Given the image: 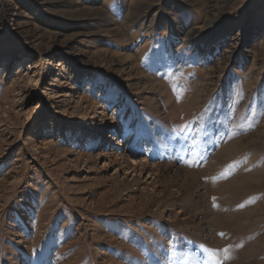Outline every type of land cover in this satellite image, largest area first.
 Masks as SVG:
<instances>
[{
  "label": "rangeland",
  "instance_id": "obj_1",
  "mask_svg": "<svg viewBox=\"0 0 264 264\" xmlns=\"http://www.w3.org/2000/svg\"><path fill=\"white\" fill-rule=\"evenodd\" d=\"M0 264H264V0H0Z\"/></svg>",
  "mask_w": 264,
  "mask_h": 264
},
{
  "label": "bare ground",
  "instance_id": "obj_2",
  "mask_svg": "<svg viewBox=\"0 0 264 264\" xmlns=\"http://www.w3.org/2000/svg\"><path fill=\"white\" fill-rule=\"evenodd\" d=\"M199 31H197L195 29H192L190 34H192V35L199 34L200 33ZM28 70H30V67L28 68ZM131 165H133V166H139L140 165V161L135 158V159H133V161H131Z\"/></svg>",
  "mask_w": 264,
  "mask_h": 264
}]
</instances>
